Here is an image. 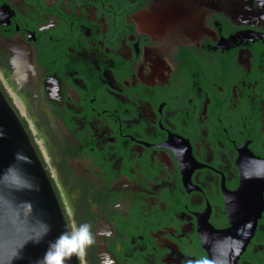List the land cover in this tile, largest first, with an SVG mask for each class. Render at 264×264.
<instances>
[{"label": "flooded vegetation", "instance_id": "obj_1", "mask_svg": "<svg viewBox=\"0 0 264 264\" xmlns=\"http://www.w3.org/2000/svg\"><path fill=\"white\" fill-rule=\"evenodd\" d=\"M0 87L80 264H208L260 191L237 264H264V0H0Z\"/></svg>", "mask_w": 264, "mask_h": 264}, {"label": "water", "instance_id": "obj_2", "mask_svg": "<svg viewBox=\"0 0 264 264\" xmlns=\"http://www.w3.org/2000/svg\"><path fill=\"white\" fill-rule=\"evenodd\" d=\"M262 204L260 191L249 208L237 211L231 206L230 227L214 232L213 242L205 239L208 264H237L254 234ZM72 226L75 217L0 87V264H44L50 244ZM65 264H80L79 257Z\"/></svg>", "mask_w": 264, "mask_h": 264}, {"label": "clouds", "instance_id": "obj_3", "mask_svg": "<svg viewBox=\"0 0 264 264\" xmlns=\"http://www.w3.org/2000/svg\"><path fill=\"white\" fill-rule=\"evenodd\" d=\"M93 242L94 237L89 224L72 226L69 232L62 234L50 244L44 257V264H65L74 255L82 258Z\"/></svg>", "mask_w": 264, "mask_h": 264}]
</instances>
